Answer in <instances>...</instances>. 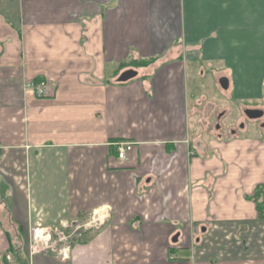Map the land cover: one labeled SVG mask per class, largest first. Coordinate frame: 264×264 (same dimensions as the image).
Instances as JSON below:
<instances>
[{
	"label": "crops",
	"instance_id": "0c3cea01",
	"mask_svg": "<svg viewBox=\"0 0 264 264\" xmlns=\"http://www.w3.org/2000/svg\"><path fill=\"white\" fill-rule=\"evenodd\" d=\"M221 62L257 98L264 0H0V264L6 233L89 217L30 264H264V127L199 145L190 125L187 67Z\"/></svg>",
	"mask_w": 264,
	"mask_h": 264
},
{
	"label": "rangeland",
	"instance_id": "374dc122",
	"mask_svg": "<svg viewBox=\"0 0 264 264\" xmlns=\"http://www.w3.org/2000/svg\"><path fill=\"white\" fill-rule=\"evenodd\" d=\"M197 68L194 73L192 67H187V87L188 97L190 103L196 108V115L191 109V121L190 125L194 130L196 127V137L200 145L201 142H208L212 138L215 139L219 136L231 137V129L236 130V134H241L242 137L251 136L255 133H260V128L264 127V117L258 120H251L244 114L245 109H260L264 112V81L262 82V89L260 93L256 94L257 98H253L252 92H246L245 94L238 92L237 86H240L241 78L233 76L230 68L221 62L213 63L207 69L202 70L205 74H200ZM223 77H227L233 85L229 90L223 91L219 85V80ZM191 105V106H192ZM223 115V116H222ZM222 116V117H221ZM195 117V122H194ZM244 124V128L240 129L239 125ZM244 130H248L244 133ZM92 217L80 220V226H83L92 221ZM97 225L88 227L96 228ZM76 229L75 226L69 227L65 234L69 236L68 241H59V237L55 234L52 237V241L59 243L58 248L64 246L71 247L72 240L76 237V233L72 232ZM96 230V229H94ZM63 231V230H62ZM13 242L16 247L20 249V255L25 258L29 257L32 244V238L20 237L13 238ZM7 257H10L8 259ZM5 259V264H16V258L13 254H9Z\"/></svg>",
	"mask_w": 264,
	"mask_h": 264
},
{
	"label": "built area",
	"instance_id": "2783aa9c",
	"mask_svg": "<svg viewBox=\"0 0 264 264\" xmlns=\"http://www.w3.org/2000/svg\"><path fill=\"white\" fill-rule=\"evenodd\" d=\"M26 87L29 90H32L36 93L38 97H48L49 96V90L46 86L37 83L35 81L28 82L26 84ZM132 151L131 145L126 144H120L117 146V152H118V159L121 161L128 160L129 153ZM92 221L90 223H87L83 226H80V223H66L61 222L59 225L53 226L51 228L47 227H41V226H35L30 229V237L32 238V244H31V250H30V258L36 255L40 254H62L64 253V256H66V251L69 246H64L63 248H58L57 245L59 243L57 241H52V237L55 234L57 237H59V241H68L70 238L69 236H66L65 231L69 227L75 226L76 229L72 232L73 234L77 233L78 231L82 229H86L87 227L92 226L93 218H91ZM63 230V231H62ZM10 259V257H7Z\"/></svg>",
	"mask_w": 264,
	"mask_h": 264
},
{
	"label": "trees",
	"instance_id": "16d2710c",
	"mask_svg": "<svg viewBox=\"0 0 264 264\" xmlns=\"http://www.w3.org/2000/svg\"><path fill=\"white\" fill-rule=\"evenodd\" d=\"M36 82V81H35ZM252 200H254L257 203V209H258V214L260 219H264V186H259L258 188H256L255 193H254V197L251 198ZM259 199H262V201L260 202ZM94 230H80L76 233V237H74V240H72V244H78V243H85L88 240H90L92 238V234ZM7 235V241L9 243V251L10 254H13L16 258L17 263L16 264H30V260L29 257L25 256V258H23L20 255V252L23 250H19V247H16L14 245L13 242V237L9 236L8 233H6ZM22 238H24L25 236H21ZM20 238V237H18ZM71 245V246H73ZM20 251V252H19ZM23 252V251H22ZM6 259V258H5ZM6 263V262H5Z\"/></svg>",
	"mask_w": 264,
	"mask_h": 264
},
{
	"label": "water",
	"instance_id": "95a60500",
	"mask_svg": "<svg viewBox=\"0 0 264 264\" xmlns=\"http://www.w3.org/2000/svg\"><path fill=\"white\" fill-rule=\"evenodd\" d=\"M137 73L133 70H130V71H127L125 72L124 74L121 75V77L119 78V81L120 82H127L129 81L130 79L136 77ZM219 84L221 86V88L223 89V91H227L229 89V86H230V82H229V79L228 78H221L219 80ZM244 114L246 115V117L248 119L251 120H258V119H261L263 117V111L259 110V109H245L244 110ZM177 241V238L174 239V242Z\"/></svg>",
	"mask_w": 264,
	"mask_h": 264
},
{
	"label": "flooded vegetation",
	"instance_id": "af4514ba",
	"mask_svg": "<svg viewBox=\"0 0 264 264\" xmlns=\"http://www.w3.org/2000/svg\"><path fill=\"white\" fill-rule=\"evenodd\" d=\"M222 116H223V115H222ZM222 116H221V117H222ZM239 128H240V129H243V128H244V124L241 123V124L239 125ZM230 133H231L232 135H235V134H236V130H235V129H231Z\"/></svg>",
	"mask_w": 264,
	"mask_h": 264
}]
</instances>
